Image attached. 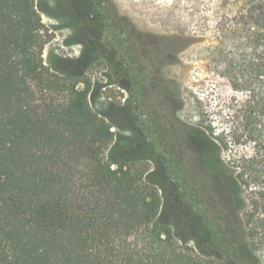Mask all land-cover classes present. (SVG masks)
<instances>
[{
  "label": "trees",
  "instance_id": "obj_1",
  "mask_svg": "<svg viewBox=\"0 0 264 264\" xmlns=\"http://www.w3.org/2000/svg\"><path fill=\"white\" fill-rule=\"evenodd\" d=\"M39 9L36 0H0V264H258L264 0H221L216 7L215 62H226L223 75L234 92L247 94L231 137L252 151L232 162L230 180L217 171L211 224L184 205L169 210L154 174L137 177L139 159L128 153L135 137L114 129L132 131L130 107L128 123L101 116L84 75L69 73L67 59L46 63ZM200 134L204 155L214 153L222 164L223 145ZM223 144L228 148L226 138Z\"/></svg>",
  "mask_w": 264,
  "mask_h": 264
},
{
  "label": "rangeland",
  "instance_id": "obj_2",
  "mask_svg": "<svg viewBox=\"0 0 264 264\" xmlns=\"http://www.w3.org/2000/svg\"><path fill=\"white\" fill-rule=\"evenodd\" d=\"M52 1L54 0H36L45 26L44 35L48 38L44 49V59L48 64L56 58L76 59L81 51L79 46H68L70 32L61 29L62 23L48 15ZM220 1L109 0L107 7L119 16L121 25L126 28L128 34L132 30L138 33L136 40L139 44H147L155 55H169L166 57L163 75L179 94L182 103L180 117L200 132L206 131L210 137L223 145V163L219 165L215 159V169L216 173L221 169L224 179L230 180L234 171L232 162L244 153H251L252 148L250 144H236L231 137V132L235 129L237 111L241 110V104L247 94L234 92L229 77L223 75L227 72L226 62L219 65L215 62L221 57L217 51L219 38L215 28L216 7ZM106 38L107 41L112 40L107 29ZM130 52L133 53L134 49L129 48L127 54ZM109 55L108 50H105V53L89 54L84 62L69 63L65 68L71 74L84 75V79L91 82V103L95 112L103 117L110 116L115 121L128 123L127 111L123 110L122 106L126 94L119 89L118 84L122 79L119 76L121 71L115 66L117 61L114 60V55ZM160 55L162 57V54ZM110 82H115L116 85L111 87ZM124 84L128 85L126 82ZM114 129L119 137L134 138L132 131ZM223 138L229 143L228 148L224 146ZM128 153L130 158L139 159L135 163L137 177L154 174L153 179L161 184L156 189L164 197V204L168 203L169 210L180 209L183 199L178 191H172V187L168 191L171 184L165 177L162 165L147 158L145 151L137 149L136 146ZM213 154L206 157H214ZM192 175L195 176L196 192L199 193L202 190L199 184L202 182V175ZM218 195L217 185L216 201L213 205L207 201L205 206L207 218L211 219L212 223L217 213ZM255 252L258 264H264V247Z\"/></svg>",
  "mask_w": 264,
  "mask_h": 264
},
{
  "label": "flooded vegetation",
  "instance_id": "obj_3",
  "mask_svg": "<svg viewBox=\"0 0 264 264\" xmlns=\"http://www.w3.org/2000/svg\"><path fill=\"white\" fill-rule=\"evenodd\" d=\"M51 3L48 15L62 23L61 29L70 32L68 46L81 47L76 59L67 58L68 64L84 62L87 55L108 50L109 56L112 53L117 61L115 66L129 67L120 73L122 79L118 84L126 94L123 110L130 107L136 148L144 150L147 158L162 165L171 184L168 191L171 187L172 191H178L187 209L202 212L207 218L206 202L213 205L216 201L218 177L215 158L204 155V149L208 147L199 129L180 117L182 103L179 94L163 75L169 55L160 53L162 59L160 54L155 55L149 50L147 44L137 42L135 30L128 34L119 16L107 7L109 0H54ZM106 29L112 40L107 41ZM129 48L134 52L127 54ZM115 85V82L109 83L111 87ZM206 159L212 162H205ZM193 173L202 175L199 193L196 192ZM207 219L211 224V219Z\"/></svg>",
  "mask_w": 264,
  "mask_h": 264
}]
</instances>
